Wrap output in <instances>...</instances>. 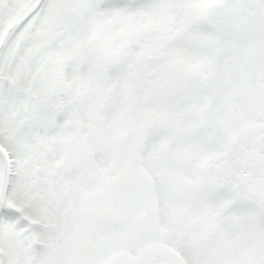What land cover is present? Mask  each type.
Wrapping results in <instances>:
<instances>
[{
	"label": "snow or ice",
	"instance_id": "6c2138e0",
	"mask_svg": "<svg viewBox=\"0 0 264 264\" xmlns=\"http://www.w3.org/2000/svg\"><path fill=\"white\" fill-rule=\"evenodd\" d=\"M0 264H264V0H0Z\"/></svg>",
	"mask_w": 264,
	"mask_h": 264
}]
</instances>
